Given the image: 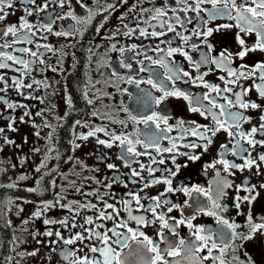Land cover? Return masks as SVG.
I'll list each match as a JSON object with an SVG mask.
<instances>
[{"label":"flooded vegetation","instance_id":"af4514ba","mask_svg":"<svg viewBox=\"0 0 264 264\" xmlns=\"http://www.w3.org/2000/svg\"><path fill=\"white\" fill-rule=\"evenodd\" d=\"M239 2L240 0H237V3ZM42 3H44V0H37L38 5ZM83 3L87 5V8H82L77 3V0H70V6L66 4L61 9L57 6L56 0H51L50 7L45 12H33L31 16H27L24 7L31 8L32 5H28L27 0H15L13 7L6 9L9 12L7 18L0 21V32L9 25L19 27L21 17H26L29 22L36 26L33 29L36 31V35H30L31 43L21 42L12 44L10 48H0V51H7L11 55L30 62V70H24L21 65L13 64L12 61H6V63L11 65V68H0V76H3L4 81L8 85L6 92H0V97L19 105L14 109H9L4 103H0V128L5 129L3 133H0V201L5 202L0 204V264H68L60 255L61 250L65 248L82 249L83 251H77V256H82L85 253L90 257L98 255L89 252L87 247L89 244L100 246L97 241L85 240L83 243L77 241L73 245H65L62 240L58 241L55 235L51 237L44 235L48 230L53 231V233L60 231L65 238H68L70 235L80 232L81 229L79 227L65 228L59 223L44 224L43 221L45 219L56 221L67 219L69 223L72 222V217L75 213L70 212L67 208H61L59 205L44 212L39 218L33 217L32 214L41 208L40 202H55L56 193L59 192L61 196L65 197V199L60 200V204H67L70 201H79L81 203L91 201L102 207V202L97 201L95 196L84 195V193L92 192L99 188L101 194H107L104 198L109 203L116 204L121 209L120 218L127 219V213L123 211V205L118 203L121 200L131 199L126 196V193L135 192L143 188L140 195L145 197V199L141 202L147 205L149 203L147 197L159 196L160 193L165 192L167 187L165 184L160 183L144 188L145 181L151 179L147 171L141 173L145 180L135 178L138 180L137 183H128L131 168L139 170L140 163H142L146 167L150 165L152 168H170L175 171V166L171 163L169 158L171 154L169 153L163 154L164 164H151L149 156H140L136 158L140 163L133 162L131 168H129L125 166L124 161L117 159V155L121 151L119 147L114 145L112 148H106L97 143L98 138L109 139L104 132H98L87 140L77 138L81 135H86L87 132L97 127L105 128L108 132H116L117 134L129 132L133 129L131 121L128 120V113L124 112L123 108L127 107L130 112L136 114L140 108L136 97L142 95L140 89H146L150 86L140 84L139 88H137L136 84L127 82L128 78L131 77L134 80L142 78L146 80L148 78V72L139 71L140 64L138 61L144 59V49L155 48L160 43V40L174 38L173 47L181 43V41L171 32L167 36L159 38L141 37L138 31L131 36H125L122 33L127 31V29L123 26L127 24L130 28L136 27V20L141 15L140 8L153 9L164 4L175 6L174 0H140L139 4H137V0H127L126 3H123L122 0H83ZM134 4H137V8L135 11L130 12L129 9ZM108 5H115L116 7L103 11ZM203 7L210 9L211 5L206 4ZM89 9L96 13L90 23L85 19L77 22L71 17L56 19L57 14L64 15L69 11L77 17L85 18ZM143 15L148 16L149 14L144 13ZM195 15L193 12L187 13L188 17H194ZM200 15L204 17V20H207L205 13ZM122 16L123 19H121ZM169 16H172L171 11ZM41 17L44 18L43 21ZM105 17H107L106 21ZM49 19L55 20V23L52 24V32H48L41 26L42 23L48 22ZM101 23H103V27H99ZM152 23H155V21ZM197 23L198 21L194 19L192 23L187 24L188 31L184 34L191 35V31L196 28ZM234 23L235 21L233 20L218 18L208 21L206 27L215 28L217 25ZM140 26L147 27L143 21H141ZM117 29H119L118 33ZM156 30L159 31L160 29L157 28ZM63 31H70L72 34L67 36L55 34ZM148 31L151 32L152 29L149 28ZM238 31L236 27H232L221 29L209 36L208 43L213 46V51L209 55L218 56L220 52L225 50L231 53L239 51L240 45L236 40ZM113 33L117 34L113 35ZM239 34L249 47L256 41L254 33L250 35ZM13 39L11 36H0V45L5 44V42L10 43ZM193 41L197 44L200 43L195 35H192V40L189 43ZM133 44L137 45L134 50L131 49ZM45 45L48 47L46 48ZM112 45H115L117 50H113ZM166 46L160 44V47ZM121 47L126 49L123 54L118 51ZM21 48H29L36 52L37 56L33 57L30 53L14 51V49ZM201 48L207 51L204 45H201ZM185 50L189 51L194 59H199V51H193L187 47ZM137 53L140 54L137 55ZM147 55L155 56L156 53L148 51ZM41 59L44 61L43 64L39 62ZM175 60L186 70L196 75V72L189 67L184 57L177 55ZM121 61L124 64H131V69L122 67ZM258 62H264V52H250L243 60L233 57L232 66L239 67V65L245 64L251 67ZM144 63L147 64L148 61H144ZM152 67L158 72H163L162 68H158L155 65ZM208 67L213 70L209 72L205 79L223 87V81L219 77L226 76V73L216 69L214 65L203 66L200 71H208ZM18 68L21 71L15 70ZM13 77L22 80L24 85L32 84V87H22L18 92L12 86ZM34 81L38 83H34ZM255 82L259 83L260 81L257 79ZM240 83L247 88L253 84V80H242ZM4 87L5 84L0 82V88ZM179 87L190 89L197 94L207 91V89L202 87H193L191 84L179 83ZM124 89L126 91H122ZM236 90L239 91V88H236ZM86 92L93 103L89 104L85 99ZM153 92L155 95H159L154 90ZM246 99L256 100L258 103L264 104V101L259 100L254 88ZM69 100H71V104L68 103ZM161 107H166L167 114L172 117L169 121L170 124H175L179 119H183L186 122L194 120L202 125L210 123V120H205L198 113L188 112L187 104L183 100L169 98L165 105ZM157 110L159 111V109ZM38 112L41 115H37ZM93 112L97 113V115H93ZM25 113H28V115H25ZM247 115L253 117V119L251 123L244 124V129L250 130L253 125L258 126L261 110L249 109ZM9 118H11V121ZM120 120H124L128 127L125 128L119 122ZM76 121H80V123L77 124ZM10 122H13L12 126L15 131L8 128ZM138 127L142 130L144 128L143 125H138ZM169 135L177 137L179 129H174ZM5 136L13 143H6ZM256 138L264 139V136L258 134ZM195 139V137L188 136L181 143L195 141ZM73 141L79 144L80 147L75 148ZM225 143H228L227 134L220 132L214 138V143L208 152L203 153L199 161L190 162L183 156L178 157L177 163H187L188 166L182 167L180 172L172 178L173 187L179 188L181 185L190 186L192 184H201L207 187L208 182L215 175V170L208 169L207 175H205L204 167L206 164L213 162L220 145ZM161 146L168 147L169 141H161ZM138 150L143 151V149L139 148ZM148 151L157 160L161 158L154 150L148 149ZM180 151H190V149L181 148ZM195 151L200 153L202 150L196 149ZM260 152H264V148L257 146L252 153L253 157L258 156ZM46 157H48L46 160L47 168L57 169V172L51 176H45L41 184V191H27L29 188L36 187V180L40 173H37L35 169L42 161H45ZM69 157H72V159L69 160ZM99 157H103V159L101 160ZM228 159L235 160L236 163H242V160L231 155L228 156ZM77 161H82L87 166V169L82 168ZM109 163L115 164L117 166L116 169H108L107 164ZM217 167H220V165H217ZM42 171H46V169H42ZM58 173H63L66 178H62ZM21 175H24L26 179L20 180L19 177ZM114 175L119 176L122 182L112 184L111 188L105 187V185L112 182ZM154 175L159 178L167 175V173L156 171ZM222 175L227 176V173H222ZM53 177L57 181V187L55 188L49 186V181ZM86 177H95L101 183L97 184L93 179H85ZM227 178L233 182L234 186L243 184L246 178L249 184L259 186L264 183V164L261 165L258 175L256 174V169L253 168L251 170L235 171L234 176H227ZM70 181H75L76 186L80 188V192L70 186ZM124 183H128V187H124ZM9 184H15L16 186L9 188L7 187ZM64 188L67 190L63 191L62 189ZM245 194L243 191L238 193L240 196ZM165 195L174 204L183 205V201L188 199L181 192H169ZM236 195L235 187L227 190V196L221 203L228 206V211L222 214L241 225L238 231L246 233L247 228L244 225L249 206L247 202L242 203L240 212L243 215H237V209L233 206ZM8 198H11L13 203H7ZM161 199L163 200L164 197H161ZM133 207H135V204H133ZM166 207V205L162 206L163 210L166 211ZM107 211L111 212L112 210L107 209ZM134 214H143L151 218L150 212H137ZM192 214V208L184 207L185 216ZM252 214L254 217L264 214V190H261L260 198L252 205ZM97 215L98 213L94 209L91 211L82 209L79 215L76 216L75 223L77 225L83 224L84 218L87 216H91L96 220ZM168 215L180 218L181 213L179 210H173ZM9 220L12 224L11 227L5 226ZM25 220L28 222L26 224L22 223ZM116 222H119V218ZM96 223L104 225L103 228L96 229L103 232L105 229L113 227L114 221L96 220ZM194 223L205 224L212 228L217 226L215 219L208 216L198 215ZM129 226L136 227L134 223ZM85 227H94V225H85ZM158 227L159 224H154L142 228V230L155 239L156 228ZM120 230L123 231V229ZM178 231L182 237L187 238L189 236V230L185 226H181ZM33 233H36L35 239L33 238ZM170 238L177 239L176 237ZM37 241H41V243L38 244ZM50 241H57V243L51 244ZM113 246L115 247V245ZM161 247H164V245L162 244ZM37 248L40 250L35 256L29 255L30 252ZM53 248L56 251H52L51 249ZM244 252L249 253L258 264L264 262V236L257 234L253 241L246 242L240 251L235 253L229 251L226 258L231 260L235 255L243 259ZM215 254L217 253L214 252ZM199 255H206V252ZM203 264H212V261L209 259L204 261Z\"/></svg>","mask_w":264,"mask_h":264},{"label":"snow or ice","instance_id":"6c2138e0","mask_svg":"<svg viewBox=\"0 0 264 264\" xmlns=\"http://www.w3.org/2000/svg\"><path fill=\"white\" fill-rule=\"evenodd\" d=\"M14 2L15 0H0V21L7 18L9 12L6 9H11ZM122 2L126 3L127 0H122ZM77 3L82 8H87L83 0H77ZM139 3L140 0H137V4ZM27 4L32 5V7L25 6L24 11L27 16H31L33 12H45L50 7L51 0H44V3L39 5L37 4V0H27ZM56 4L59 8L63 9L66 4L70 6V0H56ZM137 4H134L129 11H135ZM206 4H210L211 8L203 7ZM174 5L164 4L153 9L140 8L141 15L136 20V27L130 28L127 24L123 26L127 29V31L122 33L125 36H131L138 31L141 37L159 38L167 36L171 32L181 41V43L173 47L172 45L175 43L174 38L160 40V43L155 48L149 47L144 49V59L138 61L140 64L139 71L148 72V78L146 80L143 78L139 80H134L131 77L128 78L127 82L136 84L137 88H139L140 84L150 86L146 89H140L142 95L136 97L140 108L136 114L130 112L127 107L123 108V111L128 113V120L131 121L133 129L129 132L117 134L116 132H108L105 128L97 127L87 132L86 135H81L77 138L87 140L98 132H104L109 139L98 138L97 143L106 148H112L114 145L119 147L121 151L117 155V159L124 161L125 166L129 168H131L133 162L140 163L136 159L140 156H149L151 164H164L165 159L163 158V154L169 153L171 154L169 158L175 166V171L170 168H152L150 165L146 167L142 163H140L139 170L131 168L128 183H137L138 180L135 178L145 180V177L141 173L147 171L151 179L145 181L144 188L160 183L165 184L167 187L165 192L160 193L159 196L147 197L149 201L147 205L141 202L145 199V197L140 195L143 188L135 192L126 193V196L131 199L121 200L118 203L123 205V211L127 213V219L120 218L121 209L116 204L109 203L104 198L107 194H101L99 188L92 192L84 193V195L95 196L97 201L102 202V207L91 201L86 203L70 201L67 204H60V200L65 199V197L61 196L59 192L56 193L57 198L55 202L41 201V208L32 214L33 217L39 218L44 212L59 205L61 208H67L70 212L75 213L72 217V222L69 223L67 219L60 221L45 219L43 221L44 224L59 223L65 228L79 227L81 229L80 232H76L68 238H65L60 231L53 233V231L48 230L44 235L49 237L55 235L57 240H62L65 245H73L77 241L83 243L85 240H94L100 245H87L89 252L98 254L92 257L87 253L77 256V251H83L82 249L65 248L61 250L60 255L68 264H203L204 261L209 259H211L212 264H258L247 252L243 253V259L235 255L231 260H228L226 257L229 251L233 253L240 251L244 244L253 241L257 234L264 236V214L256 217L252 214V205L260 198V192L264 190V183L259 186L249 184L246 178L243 184L234 186L227 176H234L235 171L251 170L253 168L256 169V174L258 175L261 165L264 164V152H260L256 157L252 155L257 146L264 148V139L256 138L258 134L264 136V104L258 103L256 100L246 99L254 88L259 100L264 101V62H258L251 67L245 64H241L239 67L232 66L233 57L243 60L250 52H264V0H240L239 3H237V0H174ZM115 7V5H108L103 11H108ZM170 11L172 12V16H169ZM189 12H193L196 15L188 17L187 13ZM144 13H148L149 15L144 16ZM201 13L206 14L207 20H204V17L200 15ZM95 15L96 13H93L91 9L88 10V15L85 18L77 17L69 11L64 15L57 14L56 19L71 17L77 22L85 19L90 23ZM218 18L233 20L235 23L221 24L215 28L206 27L208 21ZM104 19L106 21L107 17ZM121 19H123V16ZM194 19L198 21L196 28L192 29L191 35H185L184 33L188 31L186 25L192 23ZM41 20L43 21L44 18L41 17ZM141 21L147 27H141ZM153 21L155 23H152ZM53 23H55V20L49 19L48 22L42 23L41 26L48 32H52ZM99 27H103V23ZM232 27H236L239 30L236 40L240 45V50L235 53L225 50L220 52L218 56H210L209 53L213 51V46L208 43V37L221 29ZM34 28L36 26L29 22L26 17H21L19 27L9 25L0 32V36H11L14 38L10 43L5 42V44L0 45V48H10L12 44L21 42L31 43L30 35H36V31L33 30ZM149 28L152 29L151 32L148 31ZM157 28L160 30L157 31ZM97 30L99 31V29ZM73 31L75 30L73 29ZM118 32L119 29H117ZM117 33H113V35ZM239 33H244L245 35L254 33L256 36L255 43L251 47L247 46ZM55 34L67 36L72 34V32L63 31ZM192 35H195L199 39V44L194 41L189 43L192 40ZM160 44L167 46L160 47ZM201 45H204L207 51H204ZM45 47L47 48L48 46L45 45ZM186 47L191 48L193 51H199V59H194L191 53L185 50ZM136 48L137 45L135 44L131 46L132 50ZM112 49L117 50L115 45H112ZM14 51L30 53L33 57L37 56V53L29 48L14 49ZM118 51L123 54L126 49L121 47ZM148 51H152L156 55L149 56L147 55ZM139 54L137 53V55ZM177 55L184 57L189 67L196 72V75H193L192 72L186 70L175 60V56ZM6 61H12L13 64L21 65L24 70H30L29 61L11 55L7 51H0V68H11V65L6 63ZM144 61H148V63L145 64ZM39 62L40 64L44 63L42 59ZM153 65L162 68L163 72L156 71L152 67ZM211 65L226 73V76L219 77L223 81V87L205 79L209 72L213 70L211 67H208V71H200L203 66ZM121 66L131 69V64H124L123 61H121ZM15 70L21 71L19 68ZM53 70L55 71V69ZM257 79L260 81L259 83L255 82ZM242 80H253V84L246 88L240 83ZM0 82L5 84L4 88H0V92H6L8 85L4 81L3 76H0ZM34 83L38 82L34 81ZM179 83L191 84L193 87H202L207 89V91L201 94L193 93L190 89L180 88ZM12 86L19 92L22 87L31 88L32 84L24 85L22 80L13 77ZM236 88H239V91ZM153 90L159 93V95H155ZM122 91H126V89ZM169 98L183 100L187 104L188 112L198 113L205 120H210V123L202 125L194 120L186 122L183 119H179L175 124H170L169 121L172 117L167 114L166 107H161L165 105V102ZM85 99L89 104L93 103L92 99L88 98L87 92L85 93ZM0 103H4L9 109L19 106L8 102L3 97H0ZM68 103L71 104V100ZM249 109L261 110V115L259 116L258 126L253 125L250 130H245L244 124L251 123L253 119V117L247 115ZM25 115H28V113H25ZM37 115H41V113L38 112ZM93 115H97V113L93 112ZM9 119L11 121V118ZM13 122L8 124V128L15 131V128L12 126ZM119 122L125 128L128 127V124L124 120H120ZM76 123L79 124L80 121H76ZM138 125H143V130ZM177 128L179 129V135L177 137L170 136L169 134ZM4 131V128H0V133ZM220 132L227 134L228 143L221 144L216 158L204 167L205 175H207L208 169L215 170V175L208 182L207 187L201 184H192L190 186L181 185L179 188H174L172 178L180 172L182 167L188 166L187 163H177V158L183 156L190 162L199 161L201 155L208 152L214 143V138ZM188 136L195 137V141L181 143ZM4 139L6 143H13L6 136ZM163 140L169 141L168 147L161 146V141ZM73 144L75 148L80 147L75 141H73ZM138 148L143 149V151L138 150ZM181 148H187L190 151H180ZM148 149L154 150L161 158L157 160ZM196 149H201L202 151L197 153ZM229 155L242 160V163L229 160ZM47 159L48 157L35 169L37 173H40V176L36 180V187L29 188L27 191H41V184L45 176H51L57 172V169L47 168ZM71 159L72 157H69V160ZM99 159L102 160L103 157H99ZM77 162L80 163L82 168L87 169V166L82 161ZM217 165H220V167H217ZM116 167L115 164H107V168L110 170L116 169ZM42 169H46V171H42ZM156 171L166 172L167 175L157 178L154 175ZM222 173H227V176L222 175ZM58 174L62 178H66L63 173ZM73 174L78 175L77 173ZM19 179L24 180L26 177L21 175ZM85 179H93L97 184L101 183L95 177H86ZM121 182V178L114 175L112 182L105 185V187L111 188L112 184ZM69 183L70 186L76 188L77 192H80V188L76 186L75 181H70ZM128 183H124V187H128ZM15 186V184L7 185L9 188ZM49 186L51 188L57 187V181L54 177L49 181ZM233 187H235L237 192L233 204L237 209V215H243L240 212L242 203L247 202L249 206L244 225L247 228L246 233L238 231L241 225L222 214L228 211V206L222 204L221 201L227 196V190ZM62 190L66 191L67 189L64 188ZM241 191L246 194L244 196L238 195ZM169 192H181L188 199L183 201V205L171 203L165 195ZM161 197H164V199L162 200ZM6 202L9 204L13 203L11 198H8ZM3 203L5 202L0 201V204ZM133 204H135V207H133ZM164 205L167 206L166 211L162 208ZM184 207L192 208L193 214L185 216ZM82 209L89 211L96 210L98 213L96 220H112L114 221L113 227L107 228L103 232L97 231L96 229L103 228L104 225L97 224L96 220L91 216L85 217L84 223L77 225L75 219ZM107 209H111L112 211L108 212ZM173 210L180 211V218L168 215ZM137 212H150L151 218L143 214H134ZM198 215L214 218L217 225L216 228L194 223ZM118 218L119 222H116ZM27 222L26 220L22 221L25 224ZM131 223H134L136 227H130ZM154 224H159V227L156 228L155 239L148 236L142 230V228ZM85 225H94V227H85ZM5 226L11 227V221H7ZM181 226H185L189 230L187 238L180 236L178 229ZM120 229H123V231ZM32 235L35 239L36 233ZM170 237H176L177 239L174 240ZM37 243L39 244L41 241H37ZM50 243L55 244L57 241H50ZM162 244L164 247H161ZM39 250L37 248L30 252L29 255L35 256ZM51 250L56 251L55 248ZM203 252H206V255H199ZM214 252L217 254L214 255ZM261 264H264V262H261Z\"/></svg>","mask_w":264,"mask_h":264}]
</instances>
